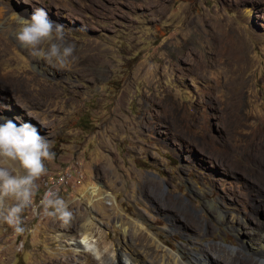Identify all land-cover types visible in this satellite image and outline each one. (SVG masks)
I'll return each mask as SVG.
<instances>
[{
  "label": "rangeland",
  "instance_id": "rangeland-1",
  "mask_svg": "<svg viewBox=\"0 0 264 264\" xmlns=\"http://www.w3.org/2000/svg\"><path fill=\"white\" fill-rule=\"evenodd\" d=\"M37 8L75 44L70 72L18 45L14 14ZM0 11V123H31L55 152L24 232L0 218V264H101L75 250L86 232L103 264H124L128 243L153 257L149 230L195 264H264V0H0ZM50 189L66 225L43 212ZM127 217L144 224L133 237Z\"/></svg>",
  "mask_w": 264,
  "mask_h": 264
},
{
  "label": "clouds",
  "instance_id": "clouds-1",
  "mask_svg": "<svg viewBox=\"0 0 264 264\" xmlns=\"http://www.w3.org/2000/svg\"><path fill=\"white\" fill-rule=\"evenodd\" d=\"M14 20L18 25L15 39L34 60L56 71L72 70L78 59L75 44L66 39L62 26L54 24L44 8H37L28 18L15 13ZM54 159L49 140L31 123L18 126L11 119L0 123V218L17 234L24 232L22 213L33 205L36 181L47 172L46 163ZM8 199L14 203L5 209ZM40 205L46 216L65 225L72 218L57 191L45 192Z\"/></svg>",
  "mask_w": 264,
  "mask_h": 264
},
{
  "label": "bare ground",
  "instance_id": "bare-ground-1",
  "mask_svg": "<svg viewBox=\"0 0 264 264\" xmlns=\"http://www.w3.org/2000/svg\"><path fill=\"white\" fill-rule=\"evenodd\" d=\"M1 13V11H0ZM95 69V68H94ZM93 69V70H94ZM95 69L94 71H96ZM85 79H90L89 73L84 74ZM125 222H127L128 226L124 227V232L131 233V236H135L137 232L142 228L144 225L142 222L138 220H133L132 218L127 217L124 219ZM90 229V228H89ZM149 236L151 238V242L155 246V252L153 254V257H151V252L149 253L148 250L144 251L143 255H138V252L135 250L134 243H128L126 244V247L128 249L127 251V259L125 260L124 264H195V262H203L204 260L201 258H198L196 256L188 259H181L180 252L178 250H174L171 247L165 246L166 243L160 240V238L152 231L149 230ZM132 239V238H131ZM95 239L91 237V235L88 234V232L85 233L82 239L77 241V248L76 251L86 252L88 256L94 257L96 259H99L101 261V264H103L104 256L103 251L97 249L95 245ZM133 241V240H131ZM128 242V241H127ZM260 247L256 246L255 251L256 254H258ZM204 252V251H203ZM202 252V253H203ZM264 253V252H263ZM78 254V253H76ZM79 255V254H78ZM105 255V254H104ZM194 255V254H192ZM198 256V255H197ZM201 257V256H200ZM154 261V262H153ZM221 259H211L210 261L205 262L204 264H225L221 262ZM198 264V263H197ZM227 264V263H226Z\"/></svg>",
  "mask_w": 264,
  "mask_h": 264
}]
</instances>
